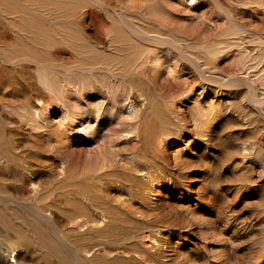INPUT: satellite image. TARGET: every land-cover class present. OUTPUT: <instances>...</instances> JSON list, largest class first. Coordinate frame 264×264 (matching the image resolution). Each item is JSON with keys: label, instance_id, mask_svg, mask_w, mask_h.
<instances>
[{"label": "rangeland", "instance_id": "obj_1", "mask_svg": "<svg viewBox=\"0 0 264 264\" xmlns=\"http://www.w3.org/2000/svg\"><path fill=\"white\" fill-rule=\"evenodd\" d=\"M14 253L264 264V0H0Z\"/></svg>", "mask_w": 264, "mask_h": 264}, {"label": "bare ground", "instance_id": "obj_2", "mask_svg": "<svg viewBox=\"0 0 264 264\" xmlns=\"http://www.w3.org/2000/svg\"><path fill=\"white\" fill-rule=\"evenodd\" d=\"M77 119H78V118H77ZM16 255H17V254L14 253L13 256H12V261H11V262H12L13 264H19L18 261L15 259V258H16Z\"/></svg>", "mask_w": 264, "mask_h": 264}]
</instances>
